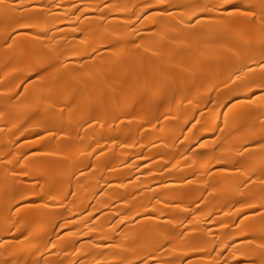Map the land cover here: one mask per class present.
<instances>
[{
	"label": "bare ground",
	"instance_id": "6f19581e",
	"mask_svg": "<svg viewBox=\"0 0 264 264\" xmlns=\"http://www.w3.org/2000/svg\"><path fill=\"white\" fill-rule=\"evenodd\" d=\"M0 264H264V0H0Z\"/></svg>",
	"mask_w": 264,
	"mask_h": 264
}]
</instances>
